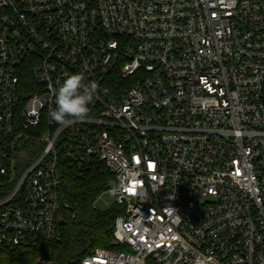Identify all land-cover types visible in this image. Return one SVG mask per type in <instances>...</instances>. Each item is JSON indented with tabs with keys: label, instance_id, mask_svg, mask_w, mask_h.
<instances>
[{
	"label": "built area",
	"instance_id": "2783aa9c",
	"mask_svg": "<svg viewBox=\"0 0 264 264\" xmlns=\"http://www.w3.org/2000/svg\"><path fill=\"white\" fill-rule=\"evenodd\" d=\"M74 73L99 90L60 125ZM97 163L119 214L81 264H264V0H0V264H55L6 259Z\"/></svg>",
	"mask_w": 264,
	"mask_h": 264
},
{
	"label": "trees",
	"instance_id": "16d2710c",
	"mask_svg": "<svg viewBox=\"0 0 264 264\" xmlns=\"http://www.w3.org/2000/svg\"><path fill=\"white\" fill-rule=\"evenodd\" d=\"M31 83L28 75L27 81H23L27 92ZM78 172L74 166L67 165L61 177L60 239L44 245H21L11 250L8 262L31 261L43 255L53 259L55 264H81L96 248H113L111 242L119 208L113 204L101 210L95 204L107 190L112 174L102 163L93 164L82 174Z\"/></svg>",
	"mask_w": 264,
	"mask_h": 264
},
{
	"label": "clouds",
	"instance_id": "9594fccd",
	"mask_svg": "<svg viewBox=\"0 0 264 264\" xmlns=\"http://www.w3.org/2000/svg\"><path fill=\"white\" fill-rule=\"evenodd\" d=\"M98 90L96 82H85L83 73L71 74L54 90L56 107L50 110V117L60 125L87 118Z\"/></svg>",
	"mask_w": 264,
	"mask_h": 264
},
{
	"label": "rangeland",
	"instance_id": "374dc122",
	"mask_svg": "<svg viewBox=\"0 0 264 264\" xmlns=\"http://www.w3.org/2000/svg\"><path fill=\"white\" fill-rule=\"evenodd\" d=\"M95 204L99 209L106 210L109 209L114 204V202L110 194L105 192L97 199Z\"/></svg>",
	"mask_w": 264,
	"mask_h": 264
}]
</instances>
